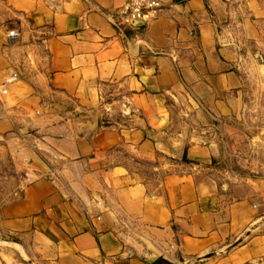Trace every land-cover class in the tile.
I'll return each instance as SVG.
<instances>
[{
	"label": "crops",
	"instance_id": "1",
	"mask_svg": "<svg viewBox=\"0 0 264 264\" xmlns=\"http://www.w3.org/2000/svg\"><path fill=\"white\" fill-rule=\"evenodd\" d=\"M124 1L0 0V136L29 176L0 264H264L258 193L228 189L205 136L243 109L236 46L264 44V0H161L119 31Z\"/></svg>",
	"mask_w": 264,
	"mask_h": 264
},
{
	"label": "rangeland",
	"instance_id": "2",
	"mask_svg": "<svg viewBox=\"0 0 264 264\" xmlns=\"http://www.w3.org/2000/svg\"><path fill=\"white\" fill-rule=\"evenodd\" d=\"M236 51L243 56L244 62L243 109L239 116L228 121V127L224 129L216 127V124L205 136H209L214 143L217 167L220 168V176L228 189H234V193L240 196L250 188L258 193L260 209L263 212L258 222L264 230V44L252 41L238 43ZM250 62L259 64L260 67L252 68ZM177 108L175 105V112L179 111ZM106 111L110 109L107 107ZM175 119L178 122L182 120L178 113ZM11 138V135L0 136V205L18 196L22 184L29 179L24 169L18 168V161L13 157L9 144ZM17 147L20 146L15 145ZM36 154L44 160L40 150L36 149ZM51 163L57 168L54 161Z\"/></svg>",
	"mask_w": 264,
	"mask_h": 264
},
{
	"label": "built area",
	"instance_id": "3",
	"mask_svg": "<svg viewBox=\"0 0 264 264\" xmlns=\"http://www.w3.org/2000/svg\"><path fill=\"white\" fill-rule=\"evenodd\" d=\"M162 10L163 3L161 0H125L115 11L110 22L119 31H123L124 27L134 26L132 25V22L134 21L146 23L147 21L156 18ZM5 36L8 41H12L17 38L18 32L16 29H8ZM24 59L28 64H31L33 61L29 53L25 55ZM19 78V72L14 69L10 72L7 81H15ZM1 92L6 93V89H2Z\"/></svg>",
	"mask_w": 264,
	"mask_h": 264
},
{
	"label": "water",
	"instance_id": "4",
	"mask_svg": "<svg viewBox=\"0 0 264 264\" xmlns=\"http://www.w3.org/2000/svg\"><path fill=\"white\" fill-rule=\"evenodd\" d=\"M144 23H141V22H136V21H134V22H132V25H134V26H140V25H143ZM260 225V223L259 222H257L251 229H254V228H256V227H258ZM151 261H160V262H162V263H164V264H172V262H170L169 260H167V259H165V258H163V257H160L158 254H154L153 256H151V259H150Z\"/></svg>",
	"mask_w": 264,
	"mask_h": 264
},
{
	"label": "trees",
	"instance_id": "5",
	"mask_svg": "<svg viewBox=\"0 0 264 264\" xmlns=\"http://www.w3.org/2000/svg\"><path fill=\"white\" fill-rule=\"evenodd\" d=\"M44 159V162H46V164L48 165V167L50 168V170H55L57 169L56 168V165L52 164L50 161H48V159H46L45 157L43 158ZM54 161V160H53ZM55 162V161H54ZM57 164V167H58V163L55 162Z\"/></svg>",
	"mask_w": 264,
	"mask_h": 264
},
{
	"label": "clouds",
	"instance_id": "6",
	"mask_svg": "<svg viewBox=\"0 0 264 264\" xmlns=\"http://www.w3.org/2000/svg\"><path fill=\"white\" fill-rule=\"evenodd\" d=\"M13 34H15V33H13Z\"/></svg>",
	"mask_w": 264,
	"mask_h": 264
}]
</instances>
